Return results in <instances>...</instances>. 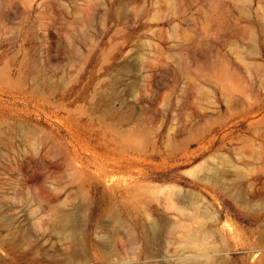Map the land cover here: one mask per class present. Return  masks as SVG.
Listing matches in <instances>:
<instances>
[{
  "label": "rangeland",
  "instance_id": "rangeland-1",
  "mask_svg": "<svg viewBox=\"0 0 264 264\" xmlns=\"http://www.w3.org/2000/svg\"><path fill=\"white\" fill-rule=\"evenodd\" d=\"M62 211L88 264H264V0H0V264H83Z\"/></svg>",
  "mask_w": 264,
  "mask_h": 264
},
{
  "label": "bare ground",
  "instance_id": "bare-ground-1",
  "mask_svg": "<svg viewBox=\"0 0 264 264\" xmlns=\"http://www.w3.org/2000/svg\"><path fill=\"white\" fill-rule=\"evenodd\" d=\"M213 179H218L217 170H213L210 175ZM82 215H77L74 212H59L53 215L49 221V227L56 232L57 235H65V239L68 243L72 245L71 250L66 254L65 260L66 262L80 260L83 264H88L89 258L86 253V245L83 243L87 239V234L82 231ZM154 229V228H153ZM154 231V230H153ZM155 234V231L154 233ZM150 234L148 236H152ZM190 242L195 243L198 242L199 238H197V234H191L188 239ZM205 245V240L201 241Z\"/></svg>",
  "mask_w": 264,
  "mask_h": 264
}]
</instances>
